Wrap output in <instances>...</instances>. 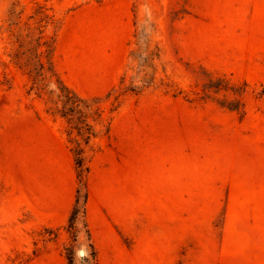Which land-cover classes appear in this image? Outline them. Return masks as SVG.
<instances>
[{
  "label": "rangeland",
  "instance_id": "rangeland-1",
  "mask_svg": "<svg viewBox=\"0 0 264 264\" xmlns=\"http://www.w3.org/2000/svg\"><path fill=\"white\" fill-rule=\"evenodd\" d=\"M0 264H264V0H0Z\"/></svg>",
  "mask_w": 264,
  "mask_h": 264
}]
</instances>
